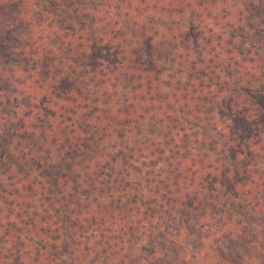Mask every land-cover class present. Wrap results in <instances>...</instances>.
Segmentation results:
<instances>
[{
    "label": "trees",
    "instance_id": "1",
    "mask_svg": "<svg viewBox=\"0 0 264 264\" xmlns=\"http://www.w3.org/2000/svg\"><path fill=\"white\" fill-rule=\"evenodd\" d=\"M0 264H264V0H0Z\"/></svg>",
    "mask_w": 264,
    "mask_h": 264
}]
</instances>
